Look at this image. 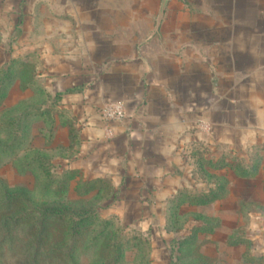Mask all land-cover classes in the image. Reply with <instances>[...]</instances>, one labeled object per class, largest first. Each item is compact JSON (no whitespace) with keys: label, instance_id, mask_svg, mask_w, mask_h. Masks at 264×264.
<instances>
[{"label":"rangeland","instance_id":"1","mask_svg":"<svg viewBox=\"0 0 264 264\" xmlns=\"http://www.w3.org/2000/svg\"><path fill=\"white\" fill-rule=\"evenodd\" d=\"M90 1L103 4V16L80 9L86 0H0V66L13 60L12 79L0 102V141L8 136L7 130L1 127L4 112L26 114L20 122L23 126L22 143L19 139L16 149L0 150V218L19 208V202L12 201L6 194L17 189L25 192V201L38 207L69 203L79 209L98 203L97 198H92L94 191L86 196L78 195L83 179L91 176L88 173L91 169H87L78 158L75 143L68 138L73 134L72 125L82 130L81 121H77L82 110L70 99L56 102L55 106L51 101L54 92L68 82L65 76L70 68L69 51L76 47L81 50V46H74L79 37L76 32L67 30L69 24L91 22L93 17L109 26L116 23L126 25L122 31H104V39L113 40L112 45L123 42L128 47L130 42L137 45V42H144L152 36L153 27L158 22L195 24L200 19V10L207 12L214 6V0H175L164 8L159 17L160 0ZM240 81L243 80L238 79ZM253 82V86L247 87L246 94L237 96L240 105L236 119L239 124L213 125L205 118L198 122L199 140H195L193 146L200 143L201 148L196 151V156H191V150L189 163L185 162L181 169L182 183L187 188L201 190L208 182V178L204 179L197 171L195 161L199 156L214 159L226 156L228 162L236 157L247 164L264 158V79H254ZM247 104L253 107L250 116L243 109ZM36 109L44 113L39 117L26 113ZM31 145L53 161L73 163L71 168L79 169L82 174L80 182L66 185L67 181L65 184L55 181L51 184L52 189H47L45 181L36 177L34 170L22 166L21 156ZM208 170L222 176L227 185L224 197L204 208H183L181 211L185 213L178 218L186 223L177 232L168 231L165 227L161 207H151L152 216L145 206H127L132 201L126 199L101 208L103 220L116 216L124 226L119 255L115 262L109 264H167L171 261L168 249L170 239L189 233L196 212L206 217L212 231L200 235L193 245L192 253L204 260H195L191 264H252L253 259L264 256V169L260 166L259 175L248 180L235 177L227 168ZM56 171L60 173L63 169L57 168ZM45 221L38 264H102L116 256V252L107 246L109 235H104V222L91 224L88 231L79 237L71 257H67L62 252H54V247L61 244L64 238L62 224L54 219ZM2 232L0 230V264H31V259L21 253L33 241L28 224L12 228V242L2 243ZM137 234L140 236L133 237ZM66 241L69 242L67 238ZM176 256L172 258L173 263H176ZM179 264H190V258ZM259 264H264V261Z\"/></svg>","mask_w":264,"mask_h":264},{"label":"crops","instance_id":"2","mask_svg":"<svg viewBox=\"0 0 264 264\" xmlns=\"http://www.w3.org/2000/svg\"><path fill=\"white\" fill-rule=\"evenodd\" d=\"M79 8L104 15L102 3L86 0ZM200 11L195 24L156 23L152 36L128 47L104 39L123 24L92 17L67 28L81 50L69 51L68 82L58 90L82 86L66 97L82 110L76 153L91 177L109 180L116 203L132 201L126 205L145 206L150 216L151 207L163 211L187 187L181 169L199 140L200 119L239 124L237 96L264 79V0H214ZM111 101L123 103L125 116L106 125L98 110ZM243 109L253 111L251 104Z\"/></svg>","mask_w":264,"mask_h":264},{"label":"trees","instance_id":"3","mask_svg":"<svg viewBox=\"0 0 264 264\" xmlns=\"http://www.w3.org/2000/svg\"><path fill=\"white\" fill-rule=\"evenodd\" d=\"M13 60L8 64L0 66V102L5 97V88L7 84L12 79V64ZM32 79V78H31ZM82 90L81 85H74L66 87L64 90L55 91L53 96H51L52 104L56 102H63L66 100V97L75 93H78ZM43 91H41L42 93ZM33 110V109H32ZM26 113L34 117H39L44 112L32 111ZM9 110H6L1 118V127L8 133L6 140L0 141V150L6 149H16V146L20 143H17L19 139L23 138V126L20 122L23 120V116L26 115L24 112L7 114ZM73 129L72 136H68L70 142L76 143L79 137V131L71 126ZM72 132V130H71ZM201 148V144L197 143L193 146L191 156L197 155V150ZM27 152L23 153L21 156V162L23 168H31L34 170L36 177L42 178L45 182L47 189H52L53 182H62L66 185H69L70 182H80V170L71 168L73 163L71 162H60L53 161L51 158L47 157L40 153L38 148H35L31 145ZM258 151V150H256ZM200 155V154H198ZM79 158V157H78ZM80 159V158H79ZM196 166L198 167L197 171L201 174V177L204 179L208 178V182L204 189H191L184 187L176 192L171 198L166 202V205L163 208V214L165 216V227L168 231L177 232L183 228V223H186L185 220L181 222L179 216H182L185 211H181L183 208H204L212 204L214 201L224 197V194L227 190L226 183L222 180V176L218 175V172H211L208 168L215 170L228 169L233 172L234 176L240 179L248 180L259 175V168L264 169V158L260 157L256 160V163L247 164L241 163L236 157L232 158L231 162L227 161L226 156H220V158L214 159L210 157L199 156L196 158ZM63 169L62 172H57L56 169ZM264 171V170H263ZM263 173V172H262ZM263 191H264V174H263ZM44 186V187H45ZM50 186V187H49ZM91 191H94L92 198H97L98 203L87 204L84 207L76 209L72 204L62 203L59 205L51 204L47 206L38 207V205H31L29 201H25L27 198L25 192L21 189L11 191L6 193L12 201H18L20 206L11 212L9 215L0 218V230L3 234L1 236V242H12L13 238L10 231L12 228H16L20 224H28L29 230L32 231L33 241L29 242V247L25 250H21V253L27 255V259H31V264H38L39 256V246L42 243L43 235L46 230V221L45 219H54L62 224V227L65 229L64 238L61 240V244L54 247V252H62L67 257H71L73 253V248H75L79 237L83 232L88 231V227L98 222H104L105 229L104 235H109V243L107 246L115 251V255L112 258H108L102 264H109L115 262L116 258L119 255V250L123 244V230L124 226L118 222V217L111 216L104 218L100 215L101 208H108L112 205L117 199L118 192L113 189L109 180L105 177H91L87 176L83 179L82 185L79 188L78 195L86 196ZM104 196H101V193ZM195 213V210H191ZM189 212V211H188ZM181 214V215H180ZM194 223L191 224L188 229L189 233L179 236L178 238H171L169 241L168 249L170 252L171 261L167 264H179L186 259L190 258V264L194 261L204 260L202 256L192 253L194 248V243L198 240L200 235L211 233L212 227L207 221L206 217L202 215L201 212H196L194 214ZM115 225V227H108ZM183 224V225H182ZM188 227V226H187ZM32 228V229H31ZM110 229V230H109ZM184 229H186L184 227ZM106 231V232H105ZM109 231V232H107ZM137 234L133 237H139ZM66 238L69 242L66 241ZM96 238V237H95ZM55 246V244H54ZM182 254V256H180ZM175 257L176 263L172 262V258ZM251 263L259 264V262L264 261V256H260L256 259H253ZM250 261V260H249ZM249 263V262H248ZM197 264V263H196ZM206 264H209L208 262Z\"/></svg>","mask_w":264,"mask_h":264},{"label":"built area","instance_id":"4","mask_svg":"<svg viewBox=\"0 0 264 264\" xmlns=\"http://www.w3.org/2000/svg\"><path fill=\"white\" fill-rule=\"evenodd\" d=\"M125 116V108L120 101H111L102 106L100 117L108 125L111 122L121 121Z\"/></svg>","mask_w":264,"mask_h":264},{"label":"water","instance_id":"5","mask_svg":"<svg viewBox=\"0 0 264 264\" xmlns=\"http://www.w3.org/2000/svg\"><path fill=\"white\" fill-rule=\"evenodd\" d=\"M169 0H160V7H159V17L162 15L164 8L166 7ZM158 17V21H159ZM159 23V22H158Z\"/></svg>","mask_w":264,"mask_h":264}]
</instances>
